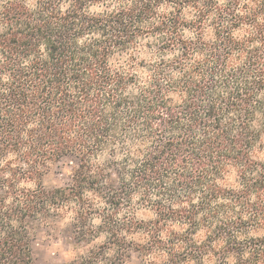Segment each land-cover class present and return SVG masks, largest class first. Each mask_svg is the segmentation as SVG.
<instances>
[{"label": "trees", "instance_id": "trees-1", "mask_svg": "<svg viewBox=\"0 0 264 264\" xmlns=\"http://www.w3.org/2000/svg\"><path fill=\"white\" fill-rule=\"evenodd\" d=\"M67 214L61 264H264V0H0V264Z\"/></svg>", "mask_w": 264, "mask_h": 264}, {"label": "rangeland", "instance_id": "rangeland-1", "mask_svg": "<svg viewBox=\"0 0 264 264\" xmlns=\"http://www.w3.org/2000/svg\"><path fill=\"white\" fill-rule=\"evenodd\" d=\"M78 165L79 159L74 155H67L53 162L44 177L45 186L53 188L69 185ZM113 177L115 178L114 175ZM34 228L33 254L37 264L75 262L78 257L86 253L88 248L105 240L101 235L92 238L88 243L81 241L74 232L70 214H67L56 225L38 224ZM131 264H140L137 254L132 255Z\"/></svg>", "mask_w": 264, "mask_h": 264}, {"label": "clouds", "instance_id": "clouds-1", "mask_svg": "<svg viewBox=\"0 0 264 264\" xmlns=\"http://www.w3.org/2000/svg\"><path fill=\"white\" fill-rule=\"evenodd\" d=\"M29 7H34V5L30 4ZM64 7H67V5H65ZM101 10H102L101 8L97 6H93L90 11L94 13V12H98ZM161 11H163V9H161ZM81 43H83V40L81 41ZM4 79L7 80V77H4ZM96 223H99V221H96Z\"/></svg>", "mask_w": 264, "mask_h": 264}]
</instances>
